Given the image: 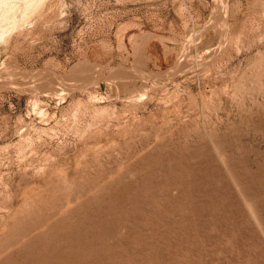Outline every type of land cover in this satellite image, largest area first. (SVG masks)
I'll use <instances>...</instances> for the list:
<instances>
[{
  "label": "rangeland",
  "instance_id": "1",
  "mask_svg": "<svg viewBox=\"0 0 264 264\" xmlns=\"http://www.w3.org/2000/svg\"><path fill=\"white\" fill-rule=\"evenodd\" d=\"M0 264H264V0H0Z\"/></svg>",
  "mask_w": 264,
  "mask_h": 264
},
{
  "label": "bare ground",
  "instance_id": "2",
  "mask_svg": "<svg viewBox=\"0 0 264 264\" xmlns=\"http://www.w3.org/2000/svg\"><path fill=\"white\" fill-rule=\"evenodd\" d=\"M220 2V1H219ZM226 13V12H225ZM213 17V16H212ZM213 19V18H212ZM226 24V23H225ZM224 24V25H225ZM219 29V28H218ZM223 34V33H222ZM220 46V45H219ZM221 47V46H220ZM214 50V49H213ZM215 54V53H214ZM199 61V60H198ZM194 62V61H193ZM192 65V64H191ZM191 67V66H190ZM16 72V71H15ZM12 73V72H11ZM15 75V74H14ZM119 75H121V74H119ZM122 76V75H121ZM41 85V84H40ZM25 127V126H24ZM41 196V195H40ZM16 214V213H15Z\"/></svg>",
  "mask_w": 264,
  "mask_h": 264
},
{
  "label": "crops",
  "instance_id": "3",
  "mask_svg": "<svg viewBox=\"0 0 264 264\" xmlns=\"http://www.w3.org/2000/svg\"><path fill=\"white\" fill-rule=\"evenodd\" d=\"M153 59L151 58V61H152Z\"/></svg>",
  "mask_w": 264,
  "mask_h": 264
}]
</instances>
